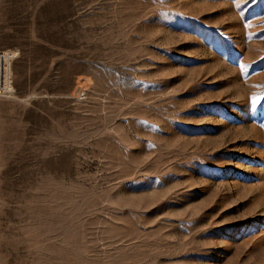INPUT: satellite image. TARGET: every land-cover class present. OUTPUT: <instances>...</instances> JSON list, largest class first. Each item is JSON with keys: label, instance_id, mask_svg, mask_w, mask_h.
Returning <instances> with one entry per match:
<instances>
[{"label": "rangeland", "instance_id": "rangeland-1", "mask_svg": "<svg viewBox=\"0 0 264 264\" xmlns=\"http://www.w3.org/2000/svg\"><path fill=\"white\" fill-rule=\"evenodd\" d=\"M0 264H264V0H0Z\"/></svg>", "mask_w": 264, "mask_h": 264}, {"label": "built area", "instance_id": "built-area-1", "mask_svg": "<svg viewBox=\"0 0 264 264\" xmlns=\"http://www.w3.org/2000/svg\"><path fill=\"white\" fill-rule=\"evenodd\" d=\"M18 49L0 48V96L13 97L17 92Z\"/></svg>", "mask_w": 264, "mask_h": 264}]
</instances>
